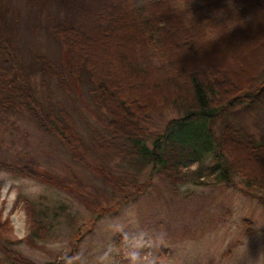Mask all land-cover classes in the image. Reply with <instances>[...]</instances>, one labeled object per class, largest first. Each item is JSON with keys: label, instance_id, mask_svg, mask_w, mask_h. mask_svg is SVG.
Instances as JSON below:
<instances>
[{"label": "trees", "instance_id": "trees-1", "mask_svg": "<svg viewBox=\"0 0 264 264\" xmlns=\"http://www.w3.org/2000/svg\"><path fill=\"white\" fill-rule=\"evenodd\" d=\"M25 4L33 30L42 27L62 54L56 63L31 49L32 61H25L15 34L19 9L12 0H0L3 109H26L45 133L54 134L71 150L72 159L87 166L92 160V170L126 194L125 177L102 167L107 162L99 165L102 160L116 155L136 171L150 165L173 187L213 183L204 177L215 182L238 177L243 188L264 195V131L255 137L242 124L226 122L213 136L207 127L227 105L264 107V0H25ZM34 69L56 79L66 92L85 86L93 103L105 108L109 134L88 124L86 140L63 103L43 106L31 85ZM256 81L258 86L252 88ZM173 106L181 116L169 120L162 133L152 134L148 146L149 131L141 121ZM210 156L218 162L202 166ZM0 171L62 186L30 157L20 164L0 160ZM23 201L30 222L24 238L29 243L45 235L47 227L44 211ZM2 213L0 207V252L13 264H35L8 248L20 239L13 237L10 220ZM76 249L74 244L68 259L75 257Z\"/></svg>", "mask_w": 264, "mask_h": 264}, {"label": "rangeland", "instance_id": "rangeland-1", "mask_svg": "<svg viewBox=\"0 0 264 264\" xmlns=\"http://www.w3.org/2000/svg\"><path fill=\"white\" fill-rule=\"evenodd\" d=\"M12 1L20 14L15 34L22 57L32 61L30 50L35 49L58 63L62 52L42 27L33 30L25 0ZM30 79L43 106L63 103L86 140L91 132L88 124L109 134L108 114L93 103L85 86L66 92L56 79L35 69ZM257 81L252 88L258 86ZM179 116L181 112L173 106L142 120L150 135L147 145H151L152 134L162 133L167 122ZM226 122L240 123L259 137L264 131V107L245 102L227 105L207 127L215 136ZM70 154L26 109L0 106V160L20 164L25 157L33 158L37 168L62 183L53 185L0 171L2 217L9 218L13 237L20 239L8 247L13 255L35 264L62 260L64 264H128L126 245L144 243L143 264H264V195L246 190L238 177L231 176L227 182L204 177L205 182L213 183L173 187L150 165L136 171L116 155L102 160L99 165L107 162L102 167L125 177L126 194L122 187L95 173L92 160H88L89 167ZM217 162L206 157L202 166ZM23 198L44 211L47 227L45 235L29 243L24 238L30 222ZM74 244L76 255L70 260L67 257ZM0 264L13 263L0 252Z\"/></svg>", "mask_w": 264, "mask_h": 264}, {"label": "clouds", "instance_id": "clouds-1", "mask_svg": "<svg viewBox=\"0 0 264 264\" xmlns=\"http://www.w3.org/2000/svg\"><path fill=\"white\" fill-rule=\"evenodd\" d=\"M138 236H142V234H138ZM144 246V243H130L126 245V259L128 264H143L142 249Z\"/></svg>", "mask_w": 264, "mask_h": 264}]
</instances>
